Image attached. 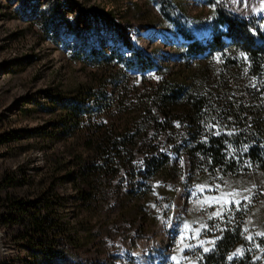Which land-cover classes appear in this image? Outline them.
<instances>
[{"label": "rangeland", "instance_id": "obj_1", "mask_svg": "<svg viewBox=\"0 0 264 264\" xmlns=\"http://www.w3.org/2000/svg\"><path fill=\"white\" fill-rule=\"evenodd\" d=\"M178 1L190 16L214 17L209 0ZM220 1L236 17L264 18V0ZM98 11H110L116 21L133 27V48ZM164 17L154 0H0V135L7 138L0 142V181L13 179L0 186V197H32L61 179L68 161L86 156L79 131L56 127L64 111L60 97L76 98L81 89H97L117 76L118 89H107L119 103L105 119L115 127L152 126L146 121L159 110L141 101L182 65L183 40ZM170 135L168 126L149 129L134 145L132 166L121 169L101 205L82 202L74 174L61 180L57 189L65 197L62 211L73 235L68 249L78 263L159 264L174 254L190 262L209 248L217 225L229 219L241 218L248 232L264 235V172L231 176L215 190L194 171L189 155L177 154L181 139ZM153 157L165 163L152 174ZM17 228L0 221V264H31L30 251L21 252L10 238ZM258 255L252 264H264V247ZM40 262L61 264L57 257H40Z\"/></svg>", "mask_w": 264, "mask_h": 264}, {"label": "trees", "instance_id": "obj_2", "mask_svg": "<svg viewBox=\"0 0 264 264\" xmlns=\"http://www.w3.org/2000/svg\"><path fill=\"white\" fill-rule=\"evenodd\" d=\"M154 1L183 42L179 43L180 69L155 84L146 101H141L159 110L146 121L152 126L115 127L105 119L119 103L114 97L121 82L117 76L97 89H81L76 98L60 97L64 111L56 127L64 133L79 131L86 156L80 153L68 161L69 171L32 197H0V221L4 227L18 225L10 238L21 252L30 251L31 264H41L40 257L80 264L68 249L72 227L64 220L65 197L58 185L72 173L82 202L101 205L116 187L121 169L132 166L134 145L149 135L150 128L159 131L168 126L170 136L181 139L175 145L177 154L189 155L194 171L207 178L208 187L217 186L215 190L225 187L231 176L264 172V18H239L220 0H209L214 17L206 21L188 15L178 0ZM98 12L113 21L121 42L133 48V27L116 21L110 11ZM200 32L209 36L200 37ZM109 85L114 92L108 91ZM174 119L181 127L175 126ZM6 139L0 135V142ZM164 159L152 162L148 171L157 172ZM12 180L5 176L0 186ZM216 228L208 251L201 248L190 262L174 254L159 264H252L260 260L264 235L248 232L241 218Z\"/></svg>", "mask_w": 264, "mask_h": 264}, {"label": "snow or ice", "instance_id": "obj_3", "mask_svg": "<svg viewBox=\"0 0 264 264\" xmlns=\"http://www.w3.org/2000/svg\"><path fill=\"white\" fill-rule=\"evenodd\" d=\"M241 55H242V56H244V54H243V53H241ZM245 58H246V57H245ZM245 199H248V198H247V197H245ZM235 203L237 204V206H239V201H236ZM205 251H208V249H205Z\"/></svg>", "mask_w": 264, "mask_h": 264}, {"label": "bare ground", "instance_id": "obj_4", "mask_svg": "<svg viewBox=\"0 0 264 264\" xmlns=\"http://www.w3.org/2000/svg\"><path fill=\"white\" fill-rule=\"evenodd\" d=\"M258 1V0H257ZM183 194H180L179 198H178V204L181 203L180 199L182 198Z\"/></svg>", "mask_w": 264, "mask_h": 264}]
</instances>
